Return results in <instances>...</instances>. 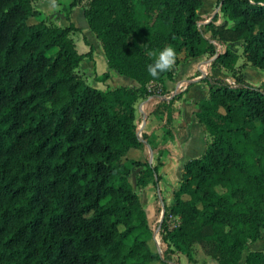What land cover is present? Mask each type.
<instances>
[{
    "label": "trees",
    "instance_id": "1",
    "mask_svg": "<svg viewBox=\"0 0 264 264\" xmlns=\"http://www.w3.org/2000/svg\"><path fill=\"white\" fill-rule=\"evenodd\" d=\"M31 2L0 0V264L168 262L148 244L152 229L134 188L152 182L157 192V166L127 157L155 148L136 126L134 103L154 95L159 110L151 113L171 136L183 90L163 93L164 80L198 55L232 79L198 78L206 93L193 113L209 138L181 163L172 202L158 197L160 238L189 264H264L260 248L242 256L264 226V79L248 82L228 44L239 43L241 66L264 69V0H215L221 22L216 12L198 14L200 0H86L82 14L107 66L137 83L104 89L76 70L91 57V45L75 48L70 31L78 27L36 18ZM168 46L176 64L154 79L147 52Z\"/></svg>",
    "mask_w": 264,
    "mask_h": 264
},
{
    "label": "rangeland",
    "instance_id": "2",
    "mask_svg": "<svg viewBox=\"0 0 264 264\" xmlns=\"http://www.w3.org/2000/svg\"><path fill=\"white\" fill-rule=\"evenodd\" d=\"M68 1L69 0H32L31 3L32 6H34L39 10L36 18H41L45 22L56 23L59 25H66L68 24V22L71 21L75 26L78 27L77 29L70 31V36L78 52L81 53L86 52L88 50L89 45L91 44L87 40L86 41L89 44H86L84 42V39L87 38L89 40H92L93 38L94 40L93 46L91 45V55L93 56V58L87 55H83L76 68L77 72L84 78V80L87 83H90L89 78L92 75V72H94V70L97 71L99 70V68L102 67L103 63L105 62V57L98 39L95 37L93 32L88 28L85 18L82 14V6L86 0H79L76 5L70 8L69 11H68L69 8ZM200 1L201 2L197 8V12L199 15H201L202 18L207 20L214 12H216V16L214 17L215 22H221L223 20V17L219 12L218 6L215 5V0H200ZM65 14H68L67 17ZM33 19L34 18L31 17L30 21ZM229 44L231 48L235 49L239 53V57L236 60V67H238L237 68L238 70L240 69L242 70L244 78L248 82L253 84H258L262 79H264V69L258 68L249 63H246L244 66H241V63L244 62V58L240 54L239 43L237 41H231V43ZM203 56L198 55V56L190 57L188 59L190 61H189V68L187 70L188 71L187 79H190V77H192L194 74H198L200 72L212 73L214 75H224L228 77L226 79L228 80L232 79L229 72L225 70L223 71L221 69L219 70L218 68L212 66L205 65L203 58L207 59V56L205 55ZM87 66H90L91 69H87L86 68ZM186 67H188L187 64L182 65V68H186ZM106 68L108 67L105 63V67L101 68V71ZM111 70L113 72H116L112 68ZM128 78L135 81V79L131 77ZM188 84H189L188 80L180 81L177 84L175 83H172V85L169 84L168 85L169 87L167 88L165 87L166 89H163V93L184 90ZM197 89H198L197 86H191L189 88L187 96L192 97L193 94L196 93ZM142 101H145V105H143ZM157 102L158 99L154 95H151L145 98L144 97L138 98L134 104V108H135L134 121L136 123V126L138 127V130L140 132H145L148 134L150 140L149 142L151 146L153 145L155 146V148L151 150L148 147L149 145H145L141 149H130L127 153V157L143 159L145 156H147L150 159L151 163L156 164L157 171L159 174L163 173V167H164L163 165L167 161L169 168H167L168 170L164 172V181H166V183H171L174 182L173 176H175L174 174L176 173L175 170L177 167L176 163H174L173 161L180 159L179 155L181 151L180 150L181 143L178 139L174 138L173 133L171 136H168L167 133H164L162 130L164 129L165 126H163L162 119L155 117L151 113L152 109H156L157 106L155 107V105L157 104ZM140 106L143 107L142 111H140ZM194 107H196V105H194ZM157 109L159 110L158 107ZM145 111L147 112L145 116L148 117V119L143 118L144 115L142 114ZM196 124H198L197 121ZM190 125L191 124L188 123V126ZM190 127H188L187 129L190 138L188 141L190 146L189 148L191 150L193 147H195L194 152L191 150L190 153H192L193 156H197L203 150V147L205 145V140L208 139L209 137L207 132L201 127L204 132L203 134L204 142H202V147L199 151L197 145L198 147H200V143H198L200 137L198 136V133L193 131ZM165 142H167V145L164 144ZM136 170L137 167L135 168L133 166H130V171L127 175L133 187L135 182ZM161 179H162L161 177L158 179V184L161 181ZM175 182L177 185V181ZM134 188L139 194L141 204L143 205L146 212L148 224L152 229V237L151 240H149L148 244L151 249L159 251L161 253V256H164L165 258L168 259L167 263H163L161 261H152L151 264H189L183 253L169 252L166 248L165 241H163L160 238L161 231H160L159 222L161 220L162 208L160 206L158 197L155 195L154 185L152 184V182H148L142 188H136V187ZM143 192L145 193V195L142 194ZM167 222L171 224L172 220ZM248 248H260L264 251V226L260 228V237L248 243V245L245 246V248L242 251V256ZM204 263H199V264H204ZM206 264H217V263L214 260L210 259V261H208Z\"/></svg>",
    "mask_w": 264,
    "mask_h": 264
},
{
    "label": "crops",
    "instance_id": "3",
    "mask_svg": "<svg viewBox=\"0 0 264 264\" xmlns=\"http://www.w3.org/2000/svg\"><path fill=\"white\" fill-rule=\"evenodd\" d=\"M86 40L93 46V41H94L93 38H92V40H89L86 38ZM229 43H231V42H228V44ZM91 58H93L92 55H91ZM189 58L190 57L179 61L178 64L176 65V69H175V72H174L172 78L164 80V84H165L166 88L169 87L168 86L169 84L172 85V83L177 84L178 82L183 81V80L189 81V84L181 92L180 97L178 99H176L174 102V106L176 108V111H175V115H174V119H173V129H172L173 131H172V133L174 135V138L178 139L181 143V148H180L181 151H180V155H179L180 159L173 161L177 165L176 170H175L176 173L174 174L175 176H173L174 182L166 183V181H164V172H166V170H168L167 168H169L168 167L169 165L167 164V161H166L163 165L164 166L163 167V173L159 174L162 179L159 182V184L157 181V185H156V187L158 188V191L155 192V195L157 197H159L160 199H163L164 202L167 204L171 203L173 200L171 192L176 187L175 181H177V179H178L181 163L185 159L192 157L193 154L190 153V151L192 150L194 152V150H195V147H193L191 150L189 148L190 146H189L188 141L190 138H189V132L187 130L188 127L191 126L190 128L193 131H195L196 133H198V136L200 137L199 142H198V143H200V147H198V145H197V148L199 151L202 147V142H204V139H203L204 132H203L200 124L198 122H197L198 124H196L197 120H196L193 112H194V110H196V107H194V105H196L195 101H196V99H198L199 97L203 96L206 93V86L203 82L198 80V78L203 74V72H200L198 74H194L192 77H190V79H187V72H188L187 70L189 68V61H190V60H188ZM203 60L205 62V65L211 66L210 64H208V60L206 58H203ZM105 63L106 62L103 63L101 68L105 67ZM185 64H187L188 67L182 68V65H185ZM212 67H215V68H218L219 70L221 69L224 71V69L222 67H219V66H212ZM86 68L91 69L90 66H87ZM101 68H99V70H97V71L94 70V72H92V75L89 78L90 79L89 84H91L95 87L101 88V89H104L106 87L111 88V87H114L117 85H136L137 84L136 81L129 79L128 78L129 76L118 73L116 70L115 71L117 73L113 72L111 70V67H108V68L102 70V71L106 70L108 73V76L104 80H101V79H99V75L102 72ZM218 76L228 78L224 75H218ZM122 83H125V84H122ZM191 86H197L198 89H197L196 93L193 94L192 97H188L187 94H188L189 88ZM142 102H143V105H145V101H142ZM142 110H143V107L140 106V111H142ZM146 113H147L146 111L143 114L141 113L142 115H144V117H143L144 119H148V117L145 116ZM188 123H190L191 125L188 126ZM164 144L167 145V142H165ZM198 150H197V152H198ZM154 190H155V188H154ZM142 194L145 195L144 192ZM208 261H210V259ZM207 262H205L204 264H206Z\"/></svg>",
    "mask_w": 264,
    "mask_h": 264
},
{
    "label": "clouds",
    "instance_id": "4",
    "mask_svg": "<svg viewBox=\"0 0 264 264\" xmlns=\"http://www.w3.org/2000/svg\"><path fill=\"white\" fill-rule=\"evenodd\" d=\"M250 2H254V0H250ZM147 55L155 57L154 62L147 66L149 75L154 79H158L162 73L171 71L177 61V52L171 46L160 50L158 54L149 50Z\"/></svg>",
    "mask_w": 264,
    "mask_h": 264
}]
</instances>
